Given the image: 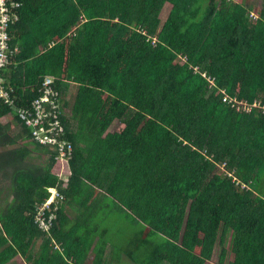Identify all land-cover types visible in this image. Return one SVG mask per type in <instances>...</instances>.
Segmentation results:
<instances>
[{
    "label": "trees",
    "instance_id": "16d2710c",
    "mask_svg": "<svg viewBox=\"0 0 264 264\" xmlns=\"http://www.w3.org/2000/svg\"><path fill=\"white\" fill-rule=\"evenodd\" d=\"M17 14L3 86L28 106L53 77L72 152L58 161L50 146L15 145L30 133L0 98V118L21 128L0 124L11 145L0 150V264H112L106 246L132 264H203L217 239V264L228 252L226 264H264V113L237 112L218 91L264 104V0H21ZM54 187L63 201L41 230L36 207ZM113 212L135 233L110 223L107 242Z\"/></svg>",
    "mask_w": 264,
    "mask_h": 264
},
{
    "label": "built area",
    "instance_id": "2783aa9c",
    "mask_svg": "<svg viewBox=\"0 0 264 264\" xmlns=\"http://www.w3.org/2000/svg\"><path fill=\"white\" fill-rule=\"evenodd\" d=\"M21 0H0V98L17 115L24 127L29 130L30 139L41 145L52 147L56 151V158L67 160L71 156L72 145L64 138V129L59 120L58 106L61 105L57 90L53 87V77L47 76L38 87V96L35 97L28 106H14L9 91L3 86L1 70L10 61L16 47L9 45L8 27L18 17V8ZM251 14V13H250ZM185 58L180 56V62ZM194 72H198L207 81L208 87L215 86V77L207 75L192 66ZM222 94V101L227 103L231 109L237 112L249 113L252 109L264 113V104L254 99L251 103L245 100H238L230 97L224 89L218 90ZM223 164L221 165V167ZM231 175L232 173H229ZM235 179V177L233 176ZM62 195L56 187L50 189L49 196L36 207L35 222L41 230H49L56 217V209Z\"/></svg>",
    "mask_w": 264,
    "mask_h": 264
},
{
    "label": "crops",
    "instance_id": "0c3cea01",
    "mask_svg": "<svg viewBox=\"0 0 264 264\" xmlns=\"http://www.w3.org/2000/svg\"><path fill=\"white\" fill-rule=\"evenodd\" d=\"M233 1H241V0H233ZM244 2L246 4H252V1L251 0H244ZM166 3L167 4H170L168 2H166ZM14 47H16V46H12L11 48H14ZM11 117H12L11 115H6V116H3V117L0 118V124H4V127L5 128L3 129V132H6V134H8L9 132H11L13 130V127L9 124V120L11 119ZM121 126L122 125H121V123L119 121H114L113 124L109 127L108 131L112 133V132L118 130ZM8 127L11 128L10 131L9 130H6V128H8ZM17 130L18 131L19 130L21 131V128H16L15 131L17 132ZM20 136H22V135H20ZM31 141L32 140H30V139H26V138L21 139L20 138L14 144L16 145V144L26 143L27 144V147L31 148V147H34V145H33L34 142L32 141L33 142L32 143ZM10 147H11V145L3 144V145H0V150L6 151L7 149H10ZM34 158H36L37 161H34L33 160ZM39 158H43V159L40 160ZM45 158H46V155L45 154H39V153H37V152L34 151V152L31 153V157H29L28 160L30 162L39 164V163H43L44 160H45ZM1 179H5V181H4L5 184H4V194L3 195L0 194V206L1 205H4L8 201V196H5V194L8 191V182H9L8 181V177L7 178L0 177V180ZM59 205L60 206H63L65 215L68 218H71L72 215H73V211L71 209H69L67 205H64L63 203H61ZM225 247H228V245L225 246ZM220 252H221V247L218 248V249L215 247V249H213V253H212L211 258L208 259V260H205L203 264H208V263L217 264L218 263V260H219ZM231 258H232V254L230 252H228L227 255H226V257H225V259H224V264H226L229 260H231ZM88 259L91 260L92 259V255H90ZM212 260L214 262H212ZM26 263L27 262L24 261L21 256H19L18 254H16L12 258H10L7 262H5L4 264H26Z\"/></svg>",
    "mask_w": 264,
    "mask_h": 264
},
{
    "label": "rangeland",
    "instance_id": "374dc122",
    "mask_svg": "<svg viewBox=\"0 0 264 264\" xmlns=\"http://www.w3.org/2000/svg\"><path fill=\"white\" fill-rule=\"evenodd\" d=\"M251 1H253V0H251ZM170 9V4H167V3H165V5L163 6V8H161V10H160V13H159V17H160V22H161V24L163 23V21L165 20V17H166V14H167V12H168V10ZM69 92H71V91H69V90H67L66 91V93H65V97L64 98H66L68 95H69ZM64 112H65V114L67 115L68 114V109H67V107H66V109H64ZM116 121V120H115ZM113 124V123H112ZM111 124V125H112ZM17 128H19V127H17ZM11 129V128H10ZM15 131V129H13L10 133H12V132H14ZM9 133V134H10ZM10 135H12V134H10ZM31 140V139H30ZM40 160L41 159H43V158H39ZM34 161H37V159L36 158H34L33 159ZM4 184H5V182H0V188H1V190H0V194L1 195H3L4 194V191H2V187H3V189H4ZM63 197V196H62ZM61 201H63V198L61 199ZM60 202V201H59ZM112 203V201H110V198L109 197H106V203ZM107 208V207H106ZM108 209L110 210V207H109V204H108ZM99 210H103V209H99ZM110 223H112L113 225H114V227H113V229L114 230H116L115 229V227H116V225H120V226H122V227H124V230H127V231H125L127 234L126 235H132L133 233H135V230H132L131 229V226L129 225V220H126L125 219V217L123 216V215H120V214H118V213H116V212H113L112 213V215L111 216H109V214H108V218H105L104 220H103V222H102V225H101V230L102 229H106V232L105 233H103L102 234V236H101V239H103V237H105V239H107L106 241L107 242H109V240H108V237H109V224ZM129 231H131L132 233H129ZM115 232H118V231H114L113 232V235H114V233ZM128 237V236H127ZM228 239H229V237L227 236V240H226V242H225V246H227L228 245ZM121 244L123 245L124 244V241H122L121 242ZM108 245V244H107ZM121 245V246H122ZM215 247L218 249V248H220L221 246H220V244H219V242H218V239L216 240V243H215V246H214V249H215ZM106 250H108L109 251V254H108V256H107V258L111 261V262H113L112 264H132V262L124 255V254H121L120 253V257L118 258V259H111L110 258V252H112L111 251V248L108 246H106ZM212 262H214L213 260H212ZM90 264H92V263H90ZM208 264H211V263H208Z\"/></svg>",
    "mask_w": 264,
    "mask_h": 264
},
{
    "label": "clouds",
    "instance_id": "9594fccd",
    "mask_svg": "<svg viewBox=\"0 0 264 264\" xmlns=\"http://www.w3.org/2000/svg\"><path fill=\"white\" fill-rule=\"evenodd\" d=\"M5 68V67H4ZM4 68L1 70V77H2V71L4 70ZM2 79H3V77H2ZM4 82V81H3ZM58 92V91H57ZM58 97H59V93H58ZM59 101H60V104L62 105V101H61V99L59 98ZM35 143V142H34ZM37 144V143H36ZM39 145H41V144H39ZM55 151V150H54ZM56 152V151H55ZM70 158V157H69ZM68 158V159H69ZM55 159H57L58 161H65V160H60V159H58V158H56V155H55ZM51 189V188H50ZM49 189V190H50ZM58 190V189H57Z\"/></svg>",
    "mask_w": 264,
    "mask_h": 264
}]
</instances>
